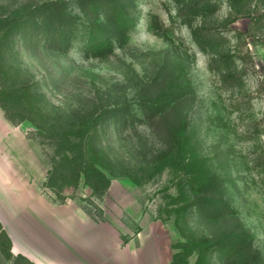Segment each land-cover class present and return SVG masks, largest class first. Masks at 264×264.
Here are the masks:
<instances>
[{"label": "rangeland", "instance_id": "rangeland-1", "mask_svg": "<svg viewBox=\"0 0 264 264\" xmlns=\"http://www.w3.org/2000/svg\"><path fill=\"white\" fill-rule=\"evenodd\" d=\"M241 9L0 0V264H264V40Z\"/></svg>", "mask_w": 264, "mask_h": 264}, {"label": "trees", "instance_id": "trees-1", "mask_svg": "<svg viewBox=\"0 0 264 264\" xmlns=\"http://www.w3.org/2000/svg\"><path fill=\"white\" fill-rule=\"evenodd\" d=\"M229 1H230V6L232 9H235L236 6L242 7L241 11L239 12L243 14L242 16L248 17L250 19L249 22L251 26H250V31H248L249 36L253 37L254 39L264 40V0H254L253 9H250L251 8L250 1L252 0H229ZM203 4L207 5L208 3L205 2ZM96 6H97V3L93 1L90 4V9L94 10ZM107 6L110 7V4ZM200 6H201L200 3L195 4L190 7V10L192 12L197 13L199 10H201ZM110 10H108L106 13L107 21L112 26V33L116 32L117 34H119V32H123L124 30H126L129 22L126 19L125 14L117 8L116 3L114 4L113 11L112 10L110 11ZM209 30L211 29H208V31L206 30L207 37L211 36V33ZM110 35H111L110 32L100 30L99 34L96 35V38L92 43L93 50L98 51V50H101L109 46L110 45ZM194 36H197V31L194 32ZM231 60H232V56L223 55L219 57L218 62H220L222 65H227V64L231 65L232 64ZM238 75H239V71L229 67V69H227L225 73L223 74L222 81L224 84H234L237 81L240 82ZM217 188H218L217 180L214 177L209 178L201 186V190L204 196L199 201L200 202L206 201L208 197L206 195L208 194L210 197L208 198L209 199L207 201L208 203L207 202L206 203L208 204L207 206L210 208L212 212L216 210H222V208L227 205L224 201L218 198L220 197V195H217L218 194ZM199 201L196 202L197 205L201 204L199 203ZM256 259L257 257H254V260Z\"/></svg>", "mask_w": 264, "mask_h": 264}]
</instances>
